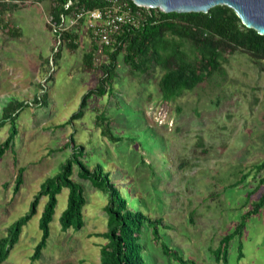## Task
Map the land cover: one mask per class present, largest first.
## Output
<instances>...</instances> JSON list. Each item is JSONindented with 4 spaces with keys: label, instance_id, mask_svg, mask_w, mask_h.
<instances>
[{
    "label": "rangeland",
    "instance_id": "rangeland-1",
    "mask_svg": "<svg viewBox=\"0 0 264 264\" xmlns=\"http://www.w3.org/2000/svg\"><path fill=\"white\" fill-rule=\"evenodd\" d=\"M51 7V0H0V120L9 104L18 113L12 152L0 158V238L29 211L45 180L60 172L71 154L64 146L73 136L75 145L85 148L82 160L104 168L131 210L169 226L159 228L158 242L150 228H143L145 264H179L162 253V244L197 264H264V207L229 243L226 262L214 257L220 239L264 191V185L257 188L264 170L254 169L264 159V60L226 50L219 59L224 76L214 73L209 82L166 102L157 86L160 69L152 64L144 73L134 72L121 53L111 92L89 98L83 117L68 123L101 71L81 65L92 45L85 34L78 36L76 49L60 48L50 71ZM99 114L119 141L102 136L95 123ZM10 128V120L0 127V143ZM19 168H24L23 183L14 192ZM242 176L244 181L233 186ZM72 178L84 189V226L61 229L68 195L63 188L46 247L31 261L41 238L39 219L47 202L42 197L3 264L99 263L107 240L95 234L107 230V196L79 179L76 169Z\"/></svg>",
    "mask_w": 264,
    "mask_h": 264
},
{
    "label": "trees",
    "instance_id": "trees-1",
    "mask_svg": "<svg viewBox=\"0 0 264 264\" xmlns=\"http://www.w3.org/2000/svg\"><path fill=\"white\" fill-rule=\"evenodd\" d=\"M56 7L52 14L55 21L59 20L62 5L68 0H51ZM86 9L101 7L106 0H72ZM129 3L135 6L131 1ZM148 20L138 27L126 28L117 36L116 43L111 48H105L104 54L107 62L100 66L101 76L94 89L87 91L81 98L78 110L73 113L68 123L83 117L87 100L92 96L102 97L111 92L112 81L115 78V67L118 56L123 54V62L134 72L144 73L152 64L157 66L162 73L157 86L163 101L172 102L181 97L185 92L198 88L209 78L218 73L224 76L219 59L226 50L240 49L248 53L256 60H264V36L258 35L254 30L245 28L234 11L227 6H215L208 13H163L158 9L150 10ZM0 22V28H1ZM200 33H206L200 37ZM66 39H71L66 45L70 49H76L77 36L65 33ZM76 42V43H75ZM188 45L189 53L184 49ZM96 49L94 43L91 50L84 56L85 63L91 66L92 52ZM59 54V53H58ZM57 54V56H58ZM56 56V57H57ZM44 103V100H42ZM15 106V110L20 107ZM179 112V108L177 109ZM14 108L9 104L5 109L0 127L7 120L11 122V128L7 138L0 143V158L6 150L12 152L13 140L17 134L14 119L18 113H12ZM96 125L101 128L102 136L112 142L119 141L109 129L107 119L99 114L96 116ZM71 149V154L60 165V172L47 178L41 185V189L34 196L29 211L8 229L6 236L0 238V264L7 259L9 252L18 242L24 225L36 214L37 207L42 197H47V202L39 219L40 241L35 245L31 261H37L46 247L54 211L57 205V195L63 188L68 189L67 205L61 213L59 222L61 229L66 231L73 227L81 229L84 226L82 209L86 203L83 186L74 181L72 176L74 169L79 179L89 181L92 186L102 191L107 196L104 212L107 216V230L95 234L106 241L100 247V261L98 264H145L143 246L140 236L145 226L151 229L153 239H160L159 228L168 229L163 224L162 218H152L140 211L131 210L126 199L121 195L117 186L110 180L109 174L97 164L93 168L82 160L84 147L75 145L73 136L64 147ZM257 173L264 170V159L254 166ZM24 168L17 170L14 179V192H17L23 183ZM245 176L232 185L242 183ZM264 185V176L259 180L257 188ZM256 188V189H257ZM252 193V192H251ZM264 207V191L259 199L250 204V208L244 212L234 230L223 236L219 241L214 257L217 262H226L229 243L236 237H241L244 225L248 218L256 215ZM162 253L172 258L179 264H197L193 260L184 259L173 248L161 245ZM240 249V246H239ZM241 258V253L239 254Z\"/></svg>",
    "mask_w": 264,
    "mask_h": 264
},
{
    "label": "built area",
    "instance_id": "built-area-1",
    "mask_svg": "<svg viewBox=\"0 0 264 264\" xmlns=\"http://www.w3.org/2000/svg\"><path fill=\"white\" fill-rule=\"evenodd\" d=\"M52 2V1H51ZM56 5L52 2L51 11ZM151 8L132 6L129 0H106L96 9H86L77 2L68 0L62 5L59 20L51 13L49 29L54 36V46L50 61V71H53V57H56L63 45L71 39L65 38V33L76 35L85 34L94 43L96 49L92 52L91 67L98 68L107 62L105 48H111L117 36L126 28L138 27L150 17ZM76 43V42H75Z\"/></svg>",
    "mask_w": 264,
    "mask_h": 264
},
{
    "label": "water",
    "instance_id": "water-1",
    "mask_svg": "<svg viewBox=\"0 0 264 264\" xmlns=\"http://www.w3.org/2000/svg\"><path fill=\"white\" fill-rule=\"evenodd\" d=\"M135 6L163 13H203L215 6L232 9L241 24L264 36V0H129Z\"/></svg>",
    "mask_w": 264,
    "mask_h": 264
},
{
    "label": "crops",
    "instance_id": "crops-1",
    "mask_svg": "<svg viewBox=\"0 0 264 264\" xmlns=\"http://www.w3.org/2000/svg\"><path fill=\"white\" fill-rule=\"evenodd\" d=\"M68 48H69V46H68ZM63 53H64V51L62 52V54H63ZM84 56H85V55H84ZM84 56H83V58H81V59H82V62H81L82 64H81V65H83V66L85 65V66H86V64L83 63V62H85ZM90 64H91V63H90Z\"/></svg>",
    "mask_w": 264,
    "mask_h": 264
}]
</instances>
